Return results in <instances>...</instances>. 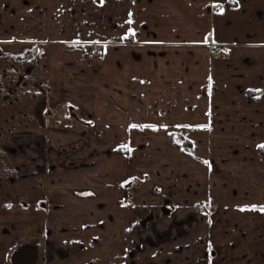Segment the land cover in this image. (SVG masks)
<instances>
[{
	"label": "crops",
	"instance_id": "crops-1",
	"mask_svg": "<svg viewBox=\"0 0 264 264\" xmlns=\"http://www.w3.org/2000/svg\"><path fill=\"white\" fill-rule=\"evenodd\" d=\"M260 144L264 0H0V264H264Z\"/></svg>",
	"mask_w": 264,
	"mask_h": 264
},
{
	"label": "built area",
	"instance_id": "built-area-1",
	"mask_svg": "<svg viewBox=\"0 0 264 264\" xmlns=\"http://www.w3.org/2000/svg\"><path fill=\"white\" fill-rule=\"evenodd\" d=\"M221 53V50L217 49L213 52V55H219ZM97 56H99V54H96ZM160 215V211L158 208H151L149 209V211H147V213L140 219H138L136 227L139 231H151L154 229V226L157 223V219L155 218V216H159ZM148 216H152V219H148ZM155 233V231L153 232ZM162 234V235H161ZM160 235L162 237H160ZM167 233H156V241H161L164 238L167 237ZM158 236V237H157ZM49 254V253H48Z\"/></svg>",
	"mask_w": 264,
	"mask_h": 264
},
{
	"label": "snow or ice",
	"instance_id": "snow-or-ice-1",
	"mask_svg": "<svg viewBox=\"0 0 264 264\" xmlns=\"http://www.w3.org/2000/svg\"><path fill=\"white\" fill-rule=\"evenodd\" d=\"M129 23H131V21H129ZM129 34L134 35V33L131 31V29L129 30ZM205 42H207V38L205 39ZM93 43H96V42H93ZM130 127H137V126L136 125H130ZM142 127H150V126L145 125ZM126 147H127L126 145H121V148H126ZM257 147L260 148L261 150H264V144L257 145ZM205 163H207V161H205ZM243 210H245V209H241V211H243ZM254 210H256V209L254 208ZM258 210L261 212H264V206H261Z\"/></svg>",
	"mask_w": 264,
	"mask_h": 264
},
{
	"label": "trees",
	"instance_id": "trees-1",
	"mask_svg": "<svg viewBox=\"0 0 264 264\" xmlns=\"http://www.w3.org/2000/svg\"><path fill=\"white\" fill-rule=\"evenodd\" d=\"M180 146H182L184 148H189L190 147V144L188 142H186V141H183ZM263 151L264 150H261L260 149V153H263Z\"/></svg>",
	"mask_w": 264,
	"mask_h": 264
},
{
	"label": "flooded vegetation",
	"instance_id": "flooded-vegetation-1",
	"mask_svg": "<svg viewBox=\"0 0 264 264\" xmlns=\"http://www.w3.org/2000/svg\"><path fill=\"white\" fill-rule=\"evenodd\" d=\"M158 209H159V211H160V214H163L162 209H161V208H158ZM138 219H140V218H138ZM138 219H137V221H138ZM148 219H152V216H148ZM137 221H136V224H137ZM142 232H143V231H142ZM161 235H162V234H161ZM161 235H160V237H162ZM157 237H158V236H157ZM154 241L157 242V241H156V238H154ZM151 243H152V242H151Z\"/></svg>",
	"mask_w": 264,
	"mask_h": 264
},
{
	"label": "rangeland",
	"instance_id": "rangeland-1",
	"mask_svg": "<svg viewBox=\"0 0 264 264\" xmlns=\"http://www.w3.org/2000/svg\"><path fill=\"white\" fill-rule=\"evenodd\" d=\"M152 242H154V239L153 240H151ZM151 245V244H150Z\"/></svg>",
	"mask_w": 264,
	"mask_h": 264
}]
</instances>
